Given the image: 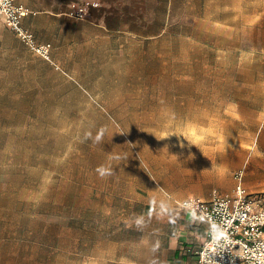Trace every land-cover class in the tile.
Here are the masks:
<instances>
[{"label":"rangeland","instance_id":"rangeland-1","mask_svg":"<svg viewBox=\"0 0 264 264\" xmlns=\"http://www.w3.org/2000/svg\"><path fill=\"white\" fill-rule=\"evenodd\" d=\"M43 4L49 59L0 24V264L74 250L61 218L133 252L155 204L264 191V1Z\"/></svg>","mask_w":264,"mask_h":264},{"label":"crops","instance_id":"crops-1","mask_svg":"<svg viewBox=\"0 0 264 264\" xmlns=\"http://www.w3.org/2000/svg\"><path fill=\"white\" fill-rule=\"evenodd\" d=\"M14 1L31 12L23 19V22L31 16H50L51 8H49V5L43 4L45 0ZM0 24H2V27H7L2 22ZM214 191L216 190L214 189L212 194ZM211 196L207 199H201L208 200ZM149 216L151 223L145 225L146 228L141 231L143 234L139 235L138 250L133 252L125 246V240L118 247L113 245V248L108 246L107 248L84 250L83 247L88 243V236L83 235L81 229L78 230L76 223L73 226L70 218H61L58 231L51 230L52 233L49 234L57 235L60 243L63 241L67 243L71 231L76 232V248L67 250V248H62L63 246L58 244L57 248L51 249L49 245V250L29 252L28 261L30 264H54L53 260L58 255L57 264H193L196 259L195 251L206 235L207 224L205 220L199 215H195L191 209L181 208L179 202L177 204L166 202L155 204ZM77 221L75 220V222ZM39 254L42 256H39ZM41 257L42 261L40 260Z\"/></svg>","mask_w":264,"mask_h":264},{"label":"built area","instance_id":"built-area-1","mask_svg":"<svg viewBox=\"0 0 264 264\" xmlns=\"http://www.w3.org/2000/svg\"><path fill=\"white\" fill-rule=\"evenodd\" d=\"M30 13L14 0H0V22L35 55L49 59L51 44L38 41L23 25ZM236 177L240 179L241 173ZM179 206L207 224L193 264H264V191L247 193L238 182L232 194L214 191L208 200L187 198Z\"/></svg>","mask_w":264,"mask_h":264}]
</instances>
